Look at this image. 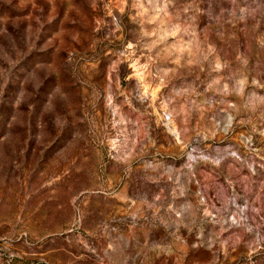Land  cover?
Wrapping results in <instances>:
<instances>
[{
	"label": "rangeland",
	"instance_id": "374dc122",
	"mask_svg": "<svg viewBox=\"0 0 264 264\" xmlns=\"http://www.w3.org/2000/svg\"><path fill=\"white\" fill-rule=\"evenodd\" d=\"M0 264H264V0H0Z\"/></svg>",
	"mask_w": 264,
	"mask_h": 264
}]
</instances>
